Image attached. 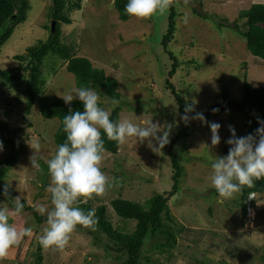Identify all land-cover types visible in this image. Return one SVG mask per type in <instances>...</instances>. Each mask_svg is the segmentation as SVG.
I'll return each instance as SVG.
<instances>
[{"label":"rangeland","instance_id":"obj_1","mask_svg":"<svg viewBox=\"0 0 264 264\" xmlns=\"http://www.w3.org/2000/svg\"><path fill=\"white\" fill-rule=\"evenodd\" d=\"M263 2L173 0L175 33L168 43L165 41V47L162 36L170 8L149 19L132 16L128 20L118 18L114 0H80V8L64 10L71 21L60 23V40L73 47L76 54L87 57L93 66L102 68L106 75L116 78L123 100L119 120L127 118L140 124L152 119L161 125L173 124L170 142L159 154L148 147L147 141L140 143L135 137L119 143L116 153L106 151L102 170L116 182L103 196L81 197L76 205L84 209L104 205L114 229L131 232L135 221L118 217L111 200L121 197L144 203L156 193L172 190L174 166L170 154H174L181 172L174 194L166 192L171 219L163 220L175 232L177 244L174 248L156 247L153 243L157 238L146 241L140 250V264H264V244L259 245L264 241V231L259 232L263 228L255 221L252 228L251 221L254 215L256 219L262 217L264 194H257V204L248 208L251 220L242 221L238 204L242 193L224 199L208 179L212 159L227 155L231 147L226 143L232 135L229 126L235 128L237 137H242L244 112L240 102L244 74L252 86H264V61L246 49L245 39L232 27L243 24L237 18L242 9ZM29 4L26 19L16 25L0 47V69L22 67L25 62L14 56L37 41L50 38L51 0H29ZM193 9L202 16L194 14ZM205 14L211 17L205 18ZM243 61L246 66L241 65ZM173 63L177 65L171 73ZM21 72L24 82L27 73ZM38 74L47 94L59 96L78 88L74 75L66 70V62L51 52L43 58ZM21 88L11 87L0 78V118L8 122L10 137L23 145L16 161L4 169L0 186L7 185L12 198L22 196L42 220L37 222L26 209L10 218L9 223L32 227L33 233L11 248L0 264H123L128 255L117 251L113 241L95 228L77 225L63 250L39 244L38 238L47 227V213L40 214L34 205H46L49 211L53 208L47 191L51 177L45 161L56 153L54 133L59 122L56 118H43L37 107L25 112ZM175 95L181 97V104ZM193 99L197 103L187 115L203 113L208 123L189 119L187 133L174 141L176 133L185 126L182 117L186 105ZM100 103L108 111L113 108L101 95ZM211 122L221 125V141L215 146L211 144ZM7 137L0 132V168L9 147L4 140ZM36 141L41 145L37 154L39 169L32 167L30 160L35 154L30 143ZM1 201L0 207H4ZM261 223L264 224V214Z\"/></svg>","mask_w":264,"mask_h":264},{"label":"trees","instance_id":"obj_2","mask_svg":"<svg viewBox=\"0 0 264 264\" xmlns=\"http://www.w3.org/2000/svg\"><path fill=\"white\" fill-rule=\"evenodd\" d=\"M66 1L67 0H51L49 15L53 22V27L51 28L50 38L45 41L39 40L35 44L27 47L24 53L14 56L19 61L25 62V64L22 67L18 65L0 69V78L11 87L20 89L23 83L21 91L22 95L25 97V112L29 113L32 107H37L39 114L43 118L58 119L59 124L54 133L55 151H57L58 146L64 143L67 138V134L64 132L63 118L69 113V108H71L72 111H83L84 109L79 99H74L71 104L68 105L65 104L61 97L45 93L44 81L39 77L38 70L42 64L43 58L49 52L59 56L66 62V70L74 75L78 88L90 87L95 89L101 96L105 97L113 104V108L110 111V118L113 121H119V111L123 104L116 78L106 75L102 68L93 66L87 57L76 54L73 47L68 46L60 40V23H70L71 21L64 10L68 12L71 9L80 8V0L74 2L68 0L67 6L65 5ZM127 3L128 0H114V8L118 13V18L121 20H128L132 17L125 12V5ZM29 9V0H0V47L10 37L16 25L26 19V13ZM193 13L202 16L201 12L196 9H193ZM176 16L172 5L168 14L167 29L162 36L164 47L166 43L174 37ZM204 16L205 18L211 17L207 14ZM237 18H241L244 22L242 25L234 24L232 26L233 29L245 39L246 49L253 56L264 60V4L252 3L248 8L242 9L238 13ZM176 65L171 68V73L175 71ZM241 65L246 66L247 64L243 61ZM21 70L27 73L24 82ZM244 73L245 72H243V74ZM170 86L169 87L173 90V85L170 84ZM175 97L181 104V97L177 95H175ZM113 101H117L118 103L114 104ZM100 106L102 107L101 103ZM240 109L244 112L242 137L249 134L255 135L256 129L261 126L258 121H264V86H252L246 80L245 74L243 78ZM5 115L8 116V112H5ZM184 124V128L176 133L174 141L180 138L181 135L187 133L186 130L189 128V121ZM0 132L8 136L4 138V140L9 146L6 156L1 160L3 163L0 168L1 179L4 174L3 172L8 169L9 165L16 161L23 145L15 142L10 137L8 122L2 118H0ZM101 132L106 151L116 153L119 143L108 140L103 130H101ZM170 156L174 166L172 190L156 193L145 200L144 203L121 197L111 200V207L118 217L135 221L134 229L131 232L123 233L114 229L111 222L107 219L106 207L104 205L95 208V216L97 219L95 229L112 240L117 251H121L128 255V258L123 264H140V250H142L144 243L150 239L157 238V241L153 243L156 247L174 248L177 244L175 232L164 223L163 220V217L171 219L169 216L166 192L168 195L174 194L177 188V177L181 172L176 156L174 154H170ZM45 166L47 167V165ZM42 173L46 174V171L42 170ZM4 187V184L0 186V200L5 202H3L4 206L14 207L12 194L8 189L9 194L5 196L3 194ZM241 193L242 198L238 204L241 207L242 221H245L247 220V207L255 204V200L249 199V195L250 193L264 194V178L254 180V186L251 188L244 186ZM21 202L24 203L23 210H29L37 222L42 220L31 205H28L24 199H22ZM89 209L92 208L86 206L84 210L87 212Z\"/></svg>","mask_w":264,"mask_h":264},{"label":"clouds","instance_id":"obj_3","mask_svg":"<svg viewBox=\"0 0 264 264\" xmlns=\"http://www.w3.org/2000/svg\"><path fill=\"white\" fill-rule=\"evenodd\" d=\"M172 4L173 0H128L125 12L129 16L149 19L157 13H164ZM58 95L68 105L74 99H79L84 110L72 111L69 108V113L63 118L66 141L58 146L50 159L45 161L51 177L47 191L51 194L52 210L49 211L43 204L34 207L42 215L47 213V227L44 234L38 238L39 244L44 248L55 247L63 250L69 244L71 234L77 225L94 230L97 223L95 209L86 212L76 206L78 199L103 196L116 182L115 178H110L102 170L106 149L101 130L108 140L120 144L129 137H135L140 143L147 141L148 147L159 154L170 142L173 124L161 125L159 122L154 123L152 119L143 120L140 124H135L127 118L113 121L110 118V111L100 106L99 93L90 87L73 88L63 95ZM196 103L197 101L193 99L191 104L186 105L182 119L185 122L189 119H199L203 123H208L203 113L198 112L193 117L187 115L188 112L194 111ZM217 111L218 109H213V112ZM258 122L261 126L256 129L255 135L249 134L244 137H237L235 128L229 126L232 135L226 141L231 145L228 154L212 159V172L208 179L211 186L224 199L233 198L234 194L242 192L244 186L251 188L254 186V180L264 178V121ZM209 127L212 133L211 144L218 145L221 141L219 136L221 125L211 122ZM30 146L35 151L30 157L32 167L39 169L37 154L41 150V145L36 141L30 143ZM2 150L3 142L0 141V151ZM3 194L5 196L9 194L7 185ZM253 198L254 193H250L249 199ZM13 199L14 209H9L7 205L0 207V260L7 258L11 248L19 246L25 237H30L33 233L32 227L9 223L10 218L18 216L24 209L22 196ZM248 208L249 206L246 221L249 222L251 219Z\"/></svg>","mask_w":264,"mask_h":264},{"label":"crops","instance_id":"obj_4","mask_svg":"<svg viewBox=\"0 0 264 264\" xmlns=\"http://www.w3.org/2000/svg\"><path fill=\"white\" fill-rule=\"evenodd\" d=\"M263 4H264V2H263ZM256 57V56H255ZM254 57V59H255V61H259V60H257L256 58ZM259 58V57H258ZM259 59H261V58H259ZM263 60V59H262ZM261 60V61H262ZM264 61V60H263ZM260 62V61H259ZM258 195H260V194H258ZM258 195H257V193H254V197L255 198H253L254 200H255V204L253 205V207L257 204L256 203V200L258 199ZM251 206L252 205H250L249 207L251 208ZM255 212V211H254ZM263 214H264V212H263ZM263 214H262V217H257V219L255 218V215H254V218H253V220H251L252 222H253V224H252V228H254V226H255V223H254V221L258 224V223H260L259 225L260 226H262V228L263 229H259L258 227H256L257 229H259V232L260 231H264V224L263 223H261L262 221H263ZM250 221V220H249ZM248 222V221H247ZM250 230H251V228H250ZM259 244V243H258ZM264 244V241H262V242H260V244L259 245H263Z\"/></svg>","mask_w":264,"mask_h":264},{"label":"water","instance_id":"obj_5","mask_svg":"<svg viewBox=\"0 0 264 264\" xmlns=\"http://www.w3.org/2000/svg\"><path fill=\"white\" fill-rule=\"evenodd\" d=\"M53 27V23H52V26H51V28Z\"/></svg>","mask_w":264,"mask_h":264}]
</instances>
